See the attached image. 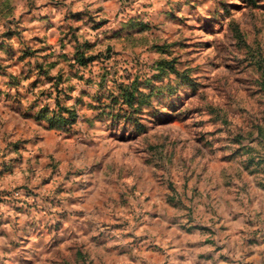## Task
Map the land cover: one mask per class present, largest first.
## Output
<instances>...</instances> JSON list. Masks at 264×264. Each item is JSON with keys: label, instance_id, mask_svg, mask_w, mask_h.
<instances>
[{"label": "rangeland", "instance_id": "1", "mask_svg": "<svg viewBox=\"0 0 264 264\" xmlns=\"http://www.w3.org/2000/svg\"><path fill=\"white\" fill-rule=\"evenodd\" d=\"M0 264H264V0H0Z\"/></svg>", "mask_w": 264, "mask_h": 264}]
</instances>
